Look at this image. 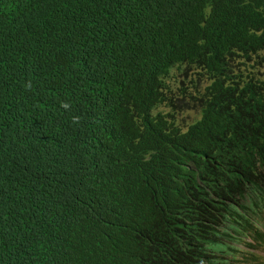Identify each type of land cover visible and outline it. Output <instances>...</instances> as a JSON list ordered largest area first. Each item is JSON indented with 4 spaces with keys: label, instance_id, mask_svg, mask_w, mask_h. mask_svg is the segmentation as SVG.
<instances>
[{
    "label": "trees",
    "instance_id": "obj_1",
    "mask_svg": "<svg viewBox=\"0 0 264 264\" xmlns=\"http://www.w3.org/2000/svg\"><path fill=\"white\" fill-rule=\"evenodd\" d=\"M253 247L264 0H0V264H264Z\"/></svg>",
    "mask_w": 264,
    "mask_h": 264
},
{
    "label": "clouds",
    "instance_id": "obj_2",
    "mask_svg": "<svg viewBox=\"0 0 264 264\" xmlns=\"http://www.w3.org/2000/svg\"><path fill=\"white\" fill-rule=\"evenodd\" d=\"M259 250H264V248H258V247H253V248H250V251H252V252H255L256 254H258L259 255ZM245 251H247V250H245ZM243 255L245 256L246 254H245V252H243ZM260 256V260H262V261H264V255H259Z\"/></svg>",
    "mask_w": 264,
    "mask_h": 264
},
{
    "label": "rangeland",
    "instance_id": "obj_3",
    "mask_svg": "<svg viewBox=\"0 0 264 264\" xmlns=\"http://www.w3.org/2000/svg\"><path fill=\"white\" fill-rule=\"evenodd\" d=\"M259 255H264V250H259Z\"/></svg>",
    "mask_w": 264,
    "mask_h": 264
}]
</instances>
